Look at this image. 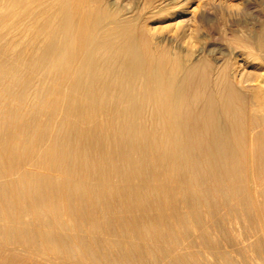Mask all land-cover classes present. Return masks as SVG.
<instances>
[{
  "label": "bare ground",
  "instance_id": "6f19581e",
  "mask_svg": "<svg viewBox=\"0 0 264 264\" xmlns=\"http://www.w3.org/2000/svg\"><path fill=\"white\" fill-rule=\"evenodd\" d=\"M153 4L0 0V264H254L264 31L218 57Z\"/></svg>",
  "mask_w": 264,
  "mask_h": 264
},
{
  "label": "rangeland",
  "instance_id": "374dc122",
  "mask_svg": "<svg viewBox=\"0 0 264 264\" xmlns=\"http://www.w3.org/2000/svg\"><path fill=\"white\" fill-rule=\"evenodd\" d=\"M111 1H115L116 5L122 8L124 11L127 9L147 10L148 8L152 7V2L154 4L160 3V0ZM177 1L179 2V4L186 3L184 4L185 7L188 5V12L183 13V15H179L177 19H175V22L177 24L180 23V25L182 26L188 25L191 30L190 33L186 36L185 41H183L185 42V47L188 46L187 49H198L201 43L207 40L216 43L215 51L218 57L225 56L224 58H227L231 55L230 52L232 51V48L236 50L239 49L235 46V44V47H233L231 38H234L235 36H248L249 34H258L261 31H264V0H187L186 2L184 0ZM195 7L197 10L196 14L202 17H200V20H197V15L192 11L193 9H195ZM225 51L227 52L226 55H224ZM223 59H221V61ZM246 68L251 69L252 66L249 65L246 66ZM241 222L239 221V223L237 224V231L235 232L236 236H239L238 239L241 238L242 240L247 241V248L249 247L248 255L249 257L250 255L252 258L254 257L253 259L250 257L254 264H257V262L258 264H264V243L262 242V247L259 248V245L261 246V241H258L257 229L255 228L257 227V225H255L253 221L251 222L252 225L249 221ZM253 228H255V230L252 232ZM248 236L250 237L246 240L245 238ZM253 239L255 242L258 241L255 243L257 244L258 248L255 244L253 245ZM239 259L240 258H237L238 261H240ZM239 264L242 263L239 262Z\"/></svg>",
  "mask_w": 264,
  "mask_h": 264
}]
</instances>
